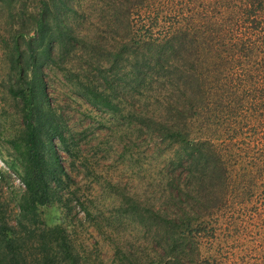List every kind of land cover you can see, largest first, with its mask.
<instances>
[{
    "label": "trees",
    "instance_id": "obj_1",
    "mask_svg": "<svg viewBox=\"0 0 264 264\" xmlns=\"http://www.w3.org/2000/svg\"><path fill=\"white\" fill-rule=\"evenodd\" d=\"M91 1H100L107 14L105 26L115 33L110 44L101 33L79 38L84 19L77 0H0L4 80L21 121L0 152L6 167L0 169V189L12 175L21 183L15 188L10 181L14 224L0 207V264H84L66 216L55 217L53 224L44 221L47 209L67 206L63 195L77 186L59 155L72 154L73 140L65 135L48 93L46 74L52 70L61 73V92L69 87L91 108L144 126L151 139L175 147L170 163L185 170L186 198L177 208L150 210L156 223L152 240H163L166 264H184L177 252L181 246L186 251L187 244L197 256L191 264H215L211 250L226 252L225 247L235 264H255L246 255L241 262L234 243L243 239L249 212L260 222L254 226L264 225L263 215L252 207L264 151L249 158L240 149L234 156V141L243 127L254 131L264 124V0H214L224 19L214 18V10L200 0ZM237 18L248 22L253 39L245 30V39L233 38L228 26ZM74 66L80 72H73ZM220 66L238 73L227 79ZM125 94L148 97L152 110L142 104L146 116L132 111ZM221 143L225 147L218 150ZM260 231L264 228L255 229ZM29 245L36 249L33 263L26 255ZM146 264L163 263L156 253Z\"/></svg>",
    "mask_w": 264,
    "mask_h": 264
},
{
    "label": "rangeland",
    "instance_id": "obj_2",
    "mask_svg": "<svg viewBox=\"0 0 264 264\" xmlns=\"http://www.w3.org/2000/svg\"><path fill=\"white\" fill-rule=\"evenodd\" d=\"M200 1L205 7L211 8V11L214 10L211 13L214 18L219 16L221 19L226 18L224 10H221L222 6L213 8L214 0ZM77 2L80 4L84 19L80 25L79 38L91 39L94 33H101L100 36L104 41L110 44L109 38L115 33L105 26L107 17L104 16L107 14L103 7L101 8L102 3L89 2V0H77ZM216 11L220 15H217ZM165 15L174 17L169 11ZM243 20L237 18L236 23L232 21L229 24L228 30L233 38L242 35L245 39L252 32L248 22ZM244 30L247 36L242 34ZM249 38L253 39V35H249ZM4 61L0 51L1 153H5L4 149L7 148L5 141L13 138L20 129L21 123L14 103L7 94ZM78 71L80 72L79 66H74L73 72ZM218 71L227 79L231 73L232 78L233 73H238L237 70H229L226 73L222 66ZM47 73L48 93L51 96L52 105L62 117L65 135L73 140L70 156L62 151L59 152L61 163L71 178L77 182V186L76 189L73 187L63 195L67 206L62 207L61 211L58 205L47 209L44 221L47 224H53L55 217L62 219L66 216L65 225L68 228L70 240L84 264H146L150 257H155L156 253L159 254L162 263L166 264V255L161 250L163 240L161 238L152 240V233L155 231L153 226L156 223L150 215V210L177 208L185 197V189L184 191L181 189L185 170H182L180 166H171L170 163L175 147L168 146L161 139H151L144 126L140 127L132 122L128 124L122 117H114L108 112L91 108L86 101L74 96L69 87L61 92L58 82L59 75L61 76L60 71L52 70ZM134 96L131 98L126 95L130 109L146 116L148 110H152L150 105L152 101L146 96L139 98ZM142 104L147 105L148 110H145ZM121 115L125 116V113ZM234 143V147L237 148L234 156L240 152V149H243L241 154L248 155L249 158L253 157L252 152L258 154V151H264V124L257 125L254 131L243 127L241 135L235 139ZM246 145H250L247 154ZM221 147L225 146L222 143L217 145L218 150ZM244 160L247 167L245 171L249 173L247 156ZM260 163H262L260 166L264 167V162ZM0 169L6 170L1 160ZM258 177L255 185L257 195L252 207H256L255 209L261 212L262 220H264V170ZM11 179L15 188L21 185L12 176L7 183L2 184L0 200L3 204L0 207L6 210L9 223L14 224L16 207L12 199L15 188H9ZM169 195H173V198H168ZM83 211L89 212V216L86 217ZM253 213L254 211H251L243 218V239L234 243L237 246L235 254L241 262L246 255L247 262L264 264V231L255 232L256 228H264V225L254 226V223L260 222L251 217ZM29 247L26 255L28 261L33 263L36 249L32 245ZM182 249L181 246L177 252L182 257L181 263L191 264L197 257L195 251L190 244H187L186 251L183 252ZM225 249L226 252L211 250L215 264H235V256H229V258L227 256V251L230 255L232 250H227V247ZM200 251L204 257L205 249L201 248Z\"/></svg>",
    "mask_w": 264,
    "mask_h": 264
},
{
    "label": "clouds",
    "instance_id": "obj_3",
    "mask_svg": "<svg viewBox=\"0 0 264 264\" xmlns=\"http://www.w3.org/2000/svg\"><path fill=\"white\" fill-rule=\"evenodd\" d=\"M1 160V159H0ZM2 161V160H1ZM12 177H14L16 180H18L14 175H12ZM12 183H13V180L11 179ZM19 181V180H18ZM20 182V181H19ZM21 184V183H20Z\"/></svg>",
    "mask_w": 264,
    "mask_h": 264
}]
</instances>
